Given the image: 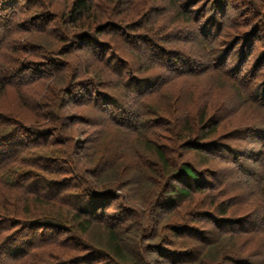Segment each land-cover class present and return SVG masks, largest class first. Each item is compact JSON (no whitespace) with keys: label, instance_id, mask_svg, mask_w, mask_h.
I'll return each instance as SVG.
<instances>
[{"label":"trees","instance_id":"obj_1","mask_svg":"<svg viewBox=\"0 0 264 264\" xmlns=\"http://www.w3.org/2000/svg\"><path fill=\"white\" fill-rule=\"evenodd\" d=\"M54 2L0 0V264H264V0ZM77 122L143 136V163L107 180L105 142L87 176Z\"/></svg>","mask_w":264,"mask_h":264},{"label":"rangeland","instance_id":"obj_2","mask_svg":"<svg viewBox=\"0 0 264 264\" xmlns=\"http://www.w3.org/2000/svg\"><path fill=\"white\" fill-rule=\"evenodd\" d=\"M54 7L55 8H59L61 10L63 9H67L66 7V0H55L54 2ZM106 16V15H105ZM103 16L104 20L107 18V16L105 17ZM111 17V16H109ZM109 17L107 20H109ZM112 20H114V17H111ZM30 37V36H29ZM28 37V38H29ZM35 38H31V39H36L38 41L39 44L43 45L44 43H51L53 41V39L55 37L48 35L47 38L45 36H41V35H36L34 36ZM82 53H76L73 56H70V62H78L79 57H77L78 55H81ZM96 68V67H95ZM84 71V70H83ZM85 77H88V74H85ZM49 81V80H48ZM209 78H205L203 80V84L204 85H197L198 89L200 88H206L209 86ZM50 83V81H49ZM47 90H51L50 89V85H48L47 81H42L41 83L35 85L34 87H29L28 94L30 95V98L32 99V97H34L33 95H35L34 99L36 102H34L33 106H35L36 103L40 104V100L43 102L41 103L42 108L44 109V111L49 112L50 110V106H48L47 104V97H46V93ZM16 92L12 89H7L3 99H1V101L7 106H13V102L16 103L15 105L18 106V108H20V106L22 104L17 103L18 102V96L17 94H15ZM191 92L189 91L188 94H190ZM169 94V93H167ZM188 94L185 96L186 99H183L184 102H179L178 105H176L177 107H179L180 111L179 113L182 114V116L185 115L186 111L189 112V116H194V111L196 110V108L193 106L192 103H189L188 100ZM159 97V96H157ZM175 97V96H174ZM150 101H154L152 99H149ZM169 99H167L166 101H168ZM174 101V100H171ZM12 102V103H11ZM143 103V102H142ZM14 105V106H15ZM47 105V107H46ZM175 104H173L174 106ZM175 107V106H174ZM208 108V107H207ZM21 109V108H20ZM29 109V107H25L22 108L23 111H27ZM50 113V112H49ZM199 116L201 114V112L197 113ZM50 115L53 116V114L51 113ZM178 119V118H177ZM43 120V119H41ZM93 127L89 128L88 125L86 124H82L80 122H77L76 124H72L69 127H66L65 129H61L62 133H58V135L60 137H68V138H74L76 143L77 142H81L83 141L85 143L86 146V150H83L81 148H77V150H75V156H76V162L79 166V168L82 170L83 173H85L87 176H90L91 174V170H93L96 166L101 165V163L103 162V160L105 159L104 156H101V148L104 146L105 142L107 144V147H104L105 150H108L110 155H114L115 151H118V153L113 157L114 158V165L112 166L111 169H109V174L110 176L107 177V180L109 179H113L115 180L116 178L120 177L122 174V171L124 168H126V166H129L130 163H143V160L145 159V153L143 151L144 149V137L142 136L143 139H141V137H138L137 135L131 133L128 130H125L123 127L116 125V126H110L107 127L105 131H101L98 134H104L102 135L103 138H99L98 142L94 141V131L92 130H97V129H92ZM85 132H87V134L89 135L90 139L87 140V134H85ZM56 134V133H55ZM172 134L170 133H165L163 134L162 139L160 140L161 143H163L164 145H169L170 147H172V142L168 139V136H171ZM119 140H117V138H119ZM109 138V142L110 144L107 142ZM119 143V144H118ZM51 145L43 147L41 150H33V153H38L40 154V152L44 153L47 156H50L54 153H52V151H54V147L56 146H60L59 144L53 145V143H50ZM62 146L67 147L68 146V142L65 143H60ZM105 144V145H106ZM78 144H76L77 146ZM70 146H72V143L70 142ZM73 147V146H72ZM93 148H99V152H95V150ZM173 148V147H172ZM262 148V145H258L255 144L254 145V149H253V153L255 155L260 154V149ZM143 152V153H141ZM107 158V157H106ZM110 158H107V160H109ZM259 164V163H256ZM74 166V164H73ZM121 166L123 168H121ZM73 171V170H72ZM144 175H149V171H143ZM54 175V174H53ZM106 180V183H108V181ZM131 183V182H130ZM136 184V183H135ZM145 201V200H144ZM131 206L134 207H138L141 208V200L139 201H129ZM178 217V216H175ZM100 235H105L104 233H99L98 232V236ZM133 236H135L134 233H132ZM254 234L253 237H255ZM128 242L130 241V237L127 238ZM253 245H247V249H253ZM260 248L264 249V244H262L260 246Z\"/></svg>","mask_w":264,"mask_h":264}]
</instances>
